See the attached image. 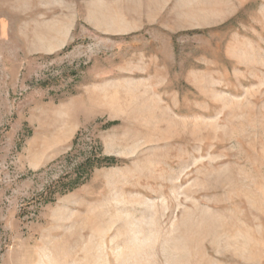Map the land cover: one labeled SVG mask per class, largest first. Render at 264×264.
Here are the masks:
<instances>
[{"label":"rangeland","instance_id":"374dc122","mask_svg":"<svg viewBox=\"0 0 264 264\" xmlns=\"http://www.w3.org/2000/svg\"><path fill=\"white\" fill-rule=\"evenodd\" d=\"M0 264H264V0H0Z\"/></svg>","mask_w":264,"mask_h":264}]
</instances>
